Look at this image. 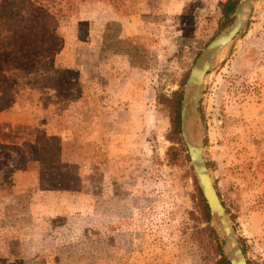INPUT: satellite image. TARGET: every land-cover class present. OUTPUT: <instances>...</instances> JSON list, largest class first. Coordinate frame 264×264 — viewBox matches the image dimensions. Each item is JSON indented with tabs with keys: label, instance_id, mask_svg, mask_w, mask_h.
I'll return each mask as SVG.
<instances>
[{
	"label": "rangeland",
	"instance_id": "obj_1",
	"mask_svg": "<svg viewBox=\"0 0 264 264\" xmlns=\"http://www.w3.org/2000/svg\"><path fill=\"white\" fill-rule=\"evenodd\" d=\"M225 1L0 0V264L215 261L170 101ZM202 93L194 137L264 264V0Z\"/></svg>",
	"mask_w": 264,
	"mask_h": 264
},
{
	"label": "water",
	"instance_id": "obj_2",
	"mask_svg": "<svg viewBox=\"0 0 264 264\" xmlns=\"http://www.w3.org/2000/svg\"><path fill=\"white\" fill-rule=\"evenodd\" d=\"M256 0H238L233 16V25L218 34L200 53L190 70L185 83L179 111V131L189 157L198 189L207 205L210 226L218 237L223 254L229 264H249L227 213L216 192L203 155L202 139L194 137L193 128L199 119V106L203 95L204 78L214 66L219 55L233 43L244 30L248 11Z\"/></svg>",
	"mask_w": 264,
	"mask_h": 264
},
{
	"label": "trees",
	"instance_id": "obj_3",
	"mask_svg": "<svg viewBox=\"0 0 264 264\" xmlns=\"http://www.w3.org/2000/svg\"><path fill=\"white\" fill-rule=\"evenodd\" d=\"M236 3H237V0H226L225 1V3L223 4L221 8L223 20L230 21L231 16L233 15L234 7ZM47 50H48L47 47L44 48V51H47ZM181 99H182V92L178 90L172 94V99L170 101L171 107L173 109V114H174L172 131L175 136L172 139V143L180 146V148H174L176 154H178L177 164H181L182 161L188 160L187 159L188 157L185 156V150L182 147L181 141L179 139V110H180ZM193 187H194V198L197 201L198 208H199V211L203 219V223L206 224L205 231L208 232V234L211 237V240L215 243L214 246H215V256L216 257H215V261L212 264H229L223 254L221 245L218 243L217 236L214 230L209 226L210 218H209L208 208L195 182L193 183Z\"/></svg>",
	"mask_w": 264,
	"mask_h": 264
}]
</instances>
